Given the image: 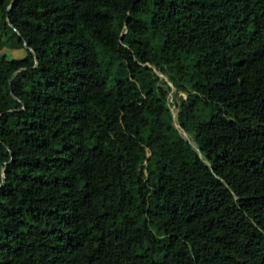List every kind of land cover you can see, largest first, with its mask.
<instances>
[{"label": "trees", "instance_id": "trees-1", "mask_svg": "<svg viewBox=\"0 0 264 264\" xmlns=\"http://www.w3.org/2000/svg\"><path fill=\"white\" fill-rule=\"evenodd\" d=\"M0 264H264V0H0Z\"/></svg>", "mask_w": 264, "mask_h": 264}, {"label": "rangeland", "instance_id": "rangeland-1", "mask_svg": "<svg viewBox=\"0 0 264 264\" xmlns=\"http://www.w3.org/2000/svg\"><path fill=\"white\" fill-rule=\"evenodd\" d=\"M16 53V54H15ZM19 55H21V50H16V52H7V54H6V56L8 57V58H11V57H16V56H19ZM161 76V75H160ZM164 78V77H163ZM169 96H168V98H167V102H168V104H169V107H170V111L173 113V115H175V112H176V107H175V101H174V99L170 96V94H168ZM179 95H181V96H185V94L184 93H179ZM174 123H175V120H174ZM181 134H182V136L184 137V138H187L191 143H192V141L189 139V137L184 133V132H182L181 131Z\"/></svg>", "mask_w": 264, "mask_h": 264}, {"label": "water", "instance_id": "water-1", "mask_svg": "<svg viewBox=\"0 0 264 264\" xmlns=\"http://www.w3.org/2000/svg\"><path fill=\"white\" fill-rule=\"evenodd\" d=\"M9 8V7H8ZM12 75H14V73L12 74ZM162 76V75H161ZM1 173H2V171H1ZM2 181H3V177H2Z\"/></svg>", "mask_w": 264, "mask_h": 264}]
</instances>
